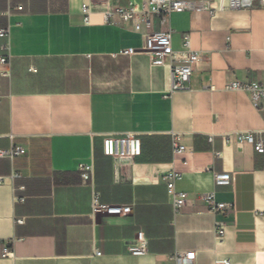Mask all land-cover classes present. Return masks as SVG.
<instances>
[{
	"label": "crops",
	"instance_id": "0c3cea01",
	"mask_svg": "<svg viewBox=\"0 0 264 264\" xmlns=\"http://www.w3.org/2000/svg\"><path fill=\"white\" fill-rule=\"evenodd\" d=\"M130 1L141 0H0V29L10 32L0 38V56L6 42L10 54L0 64V149L26 150L0 158V264H173L185 252L194 259L179 264H264V152L225 142L235 132L264 139V101L226 89L264 82V8L174 12L163 21L152 14L143 32L171 28L175 51L188 33L199 54L187 87L171 91L170 65L151 63L133 23L102 19L106 6ZM127 48L136 51L123 54ZM126 132L140 137L141 154L115 170L102 140ZM173 134L183 153H172ZM173 161L183 167L176 189L189 199L178 210L160 177ZM80 163L92 164L102 203L131 212L92 216ZM222 172L231 183L215 186L213 174ZM209 191L230 208L208 211L200 194ZM139 230L147 248L134 256L127 244ZM5 244L11 256L2 255Z\"/></svg>",
	"mask_w": 264,
	"mask_h": 264
},
{
	"label": "built area",
	"instance_id": "2783aa9c",
	"mask_svg": "<svg viewBox=\"0 0 264 264\" xmlns=\"http://www.w3.org/2000/svg\"><path fill=\"white\" fill-rule=\"evenodd\" d=\"M254 7L264 8V0H141L140 2L130 1L126 6H106L100 13L105 23H109L114 17H117L122 24L133 23V30L139 32L142 36V45L140 50L148 55L153 65H162L168 63L171 71V91L183 90L187 87L190 76L199 61L198 52L190 48L189 35L183 33V49L175 51L171 47V37L173 30L168 28L164 31H142V26L148 30L151 28L152 14L161 16L162 21L174 12L206 10L210 14L224 9H250ZM82 22L85 25L90 24V15L92 13L91 5L82 7ZM9 28L0 29V38L9 37ZM7 51L0 56V64L9 65L10 54L8 53V42L3 45ZM136 50L127 48L122 50L123 54H131ZM3 74H8L4 70ZM227 90L242 91L248 95L253 103L264 101V82L251 80L248 82L233 81L226 85ZM235 141L237 146L243 142L253 145L257 153L264 152V139L261 134L254 132H235L226 134L225 142ZM172 153H183L186 148L180 142L178 134L172 135L171 140ZM102 151L105 156L113 160L115 170H120L123 166L133 164L136 157L141 154L140 137L133 132L124 134L105 135L102 140ZM25 148L14 146L8 149H0V158L13 159L18 155L25 154ZM184 165V164H182ZM183 167L176 162H172L170 170L160 174L161 179L165 182L167 196L173 208L178 210L189 203L188 196L185 192L176 189V182L180 179ZM78 171L82 180L89 182L92 187L91 196V215L97 213L104 214H128L131 212L130 205H110L100 201V194L93 187V166L92 164H78ZM13 177L19 176L18 173L12 174ZM213 183L215 186H226L231 183V175L228 172L214 173ZM201 199L205 202L208 211L217 213L225 212L230 208V204L219 202L215 198L213 191L200 194ZM22 200V199H20ZM23 218H17L16 223H22ZM216 238L221 239L224 234V223L216 222ZM147 239L142 231H137L135 237L127 244V250L131 255L139 256L146 252ZM101 252L93 250L94 256H99ZM3 256H11L12 250L8 244L3 247ZM173 264L188 263L194 259L193 252L178 253L170 257ZM215 264H234L229 257H222L215 260Z\"/></svg>",
	"mask_w": 264,
	"mask_h": 264
}]
</instances>
